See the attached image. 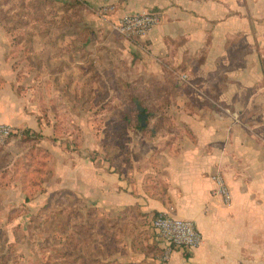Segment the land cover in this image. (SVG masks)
<instances>
[{"label": "crops", "instance_id": "0c3cea01", "mask_svg": "<svg viewBox=\"0 0 264 264\" xmlns=\"http://www.w3.org/2000/svg\"><path fill=\"white\" fill-rule=\"evenodd\" d=\"M91 1L96 7L114 6L102 18L113 33L124 13L159 12V23L145 36H117L116 62L120 59L123 67L124 59H130L132 75L144 78L116 81L121 86L131 81L140 92L165 86V76L173 71L180 73L181 92L142 93L161 105L149 111L147 128L128 129L130 150L122 163L91 158L98 148L96 129L86 123L79 146L73 147L72 130L63 135L56 125L62 116L54 112L46 119L35 101L27 98L26 104L5 77L0 123L41 135L37 145L50 152L51 191L68 189L101 215L127 214L139 225L151 226L155 213L169 206L176 217L193 221L201 244L187 253L175 248L159 262L264 264V0ZM76 98L67 91L61 102L72 104ZM139 101L140 96L133 98ZM215 170L230 187L229 205L211 195L209 176Z\"/></svg>", "mask_w": 264, "mask_h": 264}, {"label": "rangeland", "instance_id": "374dc122", "mask_svg": "<svg viewBox=\"0 0 264 264\" xmlns=\"http://www.w3.org/2000/svg\"><path fill=\"white\" fill-rule=\"evenodd\" d=\"M107 6L91 0H0V84L9 78L14 91L26 104L27 98L35 101L46 119L61 115L56 125L63 135L72 130L73 147L85 123L96 129L98 148L91 158L122 163L138 111L132 82L121 86L116 79L144 77L132 75L130 59L123 67L116 62L121 35L102 19ZM178 74L169 72L165 86L145 87L143 96L180 93ZM67 91L77 97L75 103L61 102ZM140 98L147 109H159V103ZM65 111L75 118L67 119ZM6 125L11 132L0 142V264H163L150 222L101 215L68 189L51 191L48 149L37 145V134Z\"/></svg>", "mask_w": 264, "mask_h": 264}, {"label": "built area", "instance_id": "2783aa9c", "mask_svg": "<svg viewBox=\"0 0 264 264\" xmlns=\"http://www.w3.org/2000/svg\"><path fill=\"white\" fill-rule=\"evenodd\" d=\"M114 6L105 7L102 14L112 11ZM159 12L150 10L139 13H124L113 24L115 31L122 37L130 40L140 38L148 34L160 21ZM186 78L185 75L182 76ZM11 132V128L6 124H0V142H2ZM213 183L211 195L219 197L224 205H229L232 194L223 173L215 170L210 174ZM174 208L159 211L152 219L151 227L156 239L161 242L162 259L166 260L171 251L175 248L186 251L195 250L202 241V235L195 223L189 219L179 218L173 215Z\"/></svg>", "mask_w": 264, "mask_h": 264}, {"label": "trees", "instance_id": "16d2710c", "mask_svg": "<svg viewBox=\"0 0 264 264\" xmlns=\"http://www.w3.org/2000/svg\"><path fill=\"white\" fill-rule=\"evenodd\" d=\"M132 86V85H131ZM156 87V86H155ZM145 88V87H144ZM144 88H143V90L141 89V91L140 92H138V88L136 87V90H137V92H136V94H135V96L136 97H138V96H142V93L143 92H146V90H144ZM147 88V87H146ZM133 94H134V92L132 91L131 92V96H133ZM161 95H163V94H161ZM133 104H134V106H135V108H137V111L139 112V107H142L143 108V112L144 113H146L147 114V119H146V126H141V124H140V118L138 117V113L136 114V121H137V123H136V128H139V129H145V128H147V126H148V124H149V121H148V116H149V111H151V110H149V108L147 109V107L144 105L145 104V102L144 101H139V102H133ZM160 105H161V103H159V105H157L158 107H160ZM25 132H27V133H29V131L28 130H25ZM38 137H41V135H37ZM27 199V198H26ZM156 214V213H155Z\"/></svg>", "mask_w": 264, "mask_h": 264}, {"label": "water", "instance_id": "95a60500", "mask_svg": "<svg viewBox=\"0 0 264 264\" xmlns=\"http://www.w3.org/2000/svg\"><path fill=\"white\" fill-rule=\"evenodd\" d=\"M138 117L140 118L141 126H146L147 114L143 112L142 107H139Z\"/></svg>", "mask_w": 264, "mask_h": 264}]
</instances>
